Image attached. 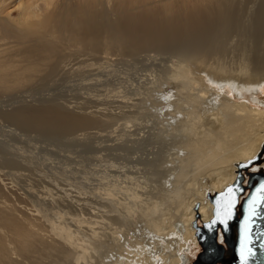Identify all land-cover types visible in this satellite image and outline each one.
<instances>
[{
	"label": "bare ground",
	"instance_id": "1",
	"mask_svg": "<svg viewBox=\"0 0 264 264\" xmlns=\"http://www.w3.org/2000/svg\"><path fill=\"white\" fill-rule=\"evenodd\" d=\"M165 58L148 108L24 96L77 76L115 91L112 64ZM0 131L69 140L91 168L36 183L25 149L0 141V264H193L210 197L264 170V0H0Z\"/></svg>",
	"mask_w": 264,
	"mask_h": 264
},
{
	"label": "rangeland",
	"instance_id": "2",
	"mask_svg": "<svg viewBox=\"0 0 264 264\" xmlns=\"http://www.w3.org/2000/svg\"><path fill=\"white\" fill-rule=\"evenodd\" d=\"M142 57H144V55H142ZM168 60L169 59H166L165 63H162L160 61H153V62L146 61V62H144V63L149 64L150 67L152 65L154 66V67L152 66L151 67L152 69H150L152 72L149 71L150 67H148V71H147V66L146 67L143 66V68L146 69L144 72L143 68L141 69L142 66L140 65L141 66V67H139L140 71L136 73V71H134L133 69L129 70V68L127 67V66H129V65H127L128 63L127 64L126 63L125 64L124 63L117 64V65H115V67H114L115 70H114V69H112L114 66L112 64L111 66H109L111 68L108 67L105 69L104 73L102 72V75H105L107 78L104 77L101 79L106 80L109 78L110 80L113 81V83L115 80L117 81L118 78L120 80L123 78L124 80L123 79L121 80V82L123 81L122 85H119L118 82L115 81L116 87L114 86L113 88L114 89L118 88V89H116L117 91L116 90L110 91V89L109 90L107 89L108 92L110 91L109 92L110 94L107 92L106 88H104L105 89L104 90L103 87H94L93 86L94 88L89 90L88 85H90L92 82H94V84H97V81L96 80L93 81L91 79H89V81H85V80L81 81L82 79L77 76V77H73L74 79L71 78L68 82H64L63 84H61L57 87L48 88L47 90L45 89V91H43L44 90L43 89V90H40V92L35 91V92L26 93V94H24V96L26 97V99L29 102L33 101L34 98H40V97L55 98L56 101L60 102L59 104H64L66 106L73 107L74 110L77 107V109H76L77 112L81 111V107L87 109L91 106L92 107L97 106L99 109H108V111L111 112L112 110L116 109L117 105H122L120 102H127V103L132 102L134 104L147 107L149 105H152L153 100H154V95H155L154 92L156 91L155 85L152 84L153 75L157 71H159L161 73L164 72L166 70V64H168ZM121 64H122V66H121ZM125 65H127V66H125ZM111 69L114 70V72L111 73ZM137 69H138V67H137ZM116 70H117V72H115ZM128 70H129V72L131 70L134 71V72H131V75H132V76L130 75L131 77L126 76V72L128 73ZM108 71H109V73H108ZM149 72H150V74H149ZM135 73H136V75H135ZM110 74H111V77H109ZM113 75L115 78L113 77ZM123 76H125V77H123ZM136 77H137V79H136ZM94 79H100V78L94 77ZM86 84H87V86H86ZM123 86H125V87L126 86H132L133 88H135V90L133 92H129L128 98H126L127 96L125 98H122V99L120 97L116 98L115 96L118 95V92L121 90L120 88ZM113 88H111V89H113ZM135 92H137L139 95L138 96L134 95ZM45 95L48 97H46ZM106 96H107V98H106ZM112 96H114V97H112ZM98 97H100V98H98ZM108 101H110V102H108ZM111 101H113V102L116 101V104H112L113 102L111 103ZM87 105H88V107H87ZM149 120H150V117H149ZM120 124H122V122ZM4 134H5L4 132L0 131V138H1L0 141L1 142H4V141L11 142V146H13L15 148L16 147L17 148H24L25 151L27 152V154L25 156L27 158H30V159L32 158V160H33V164L31 166L32 170L29 172L30 176H31V179H29L30 181H32V179H34L33 182L36 181V183L41 182L42 180L48 181V179L44 178V173H48L49 175H52L54 172H56V170L71 171V170L78 169V168L81 169V167L77 165V163H80L81 161L86 162L82 168H85V169L89 168V166H88L89 163H87L89 161H85L86 159L89 158V156L83 155V152H84L83 147H78L73 143L70 144V143H68L69 140L68 141L67 140L54 141V140H51L49 138H39V137L37 138L35 135L20 138V137H16L13 135H8V134L4 135ZM30 139H32V140L35 139V140L31 141ZM96 143L98 144L99 142L96 141ZM72 144H73V146H72ZM68 145H70V146H68ZM263 149H264V147H263ZM262 153H263V151H262ZM62 166H64V167H62ZM90 169L91 168H89L88 170H90ZM261 172H264V170ZM69 175L71 176V174H69ZM82 176H83V174H80L79 176L78 175L76 176V174H75L74 178H78V180H80V178ZM15 177H11L12 179L9 177V179L13 180L12 183H14L13 185L15 186L13 188L15 190V193H17L19 196H22L23 192L25 193V191H27V186H28L29 180L26 181L25 179L22 180V179H19L17 177L15 178ZM199 226L202 227V225H199ZM140 231L143 232L142 226H140ZM136 235L137 236L135 237V239H137L139 241L143 240L145 237L142 235L140 238L138 233ZM196 239L198 242L197 236H196ZM133 243H134V245L136 244L134 241H130V244L133 245ZM198 247H199V250L196 252L197 257L199 255V253L203 252L199 242H198ZM135 249H138V247L134 248V250ZM197 257L195 259H197ZM225 257H226V255H225ZM195 259L192 260L193 264H194V261H196Z\"/></svg>",
	"mask_w": 264,
	"mask_h": 264
},
{
	"label": "water",
	"instance_id": "3",
	"mask_svg": "<svg viewBox=\"0 0 264 264\" xmlns=\"http://www.w3.org/2000/svg\"><path fill=\"white\" fill-rule=\"evenodd\" d=\"M251 165L244 164L241 168L249 172ZM262 184L264 172H251L247 177L240 172L231 187L210 197L213 219L203 227L194 224L203 250L200 258L205 259L201 264H264V190L258 191ZM229 201L234 203L231 215L226 216ZM220 230L232 249L229 258L219 241Z\"/></svg>",
	"mask_w": 264,
	"mask_h": 264
},
{
	"label": "flooded vegetation",
	"instance_id": "4",
	"mask_svg": "<svg viewBox=\"0 0 264 264\" xmlns=\"http://www.w3.org/2000/svg\"><path fill=\"white\" fill-rule=\"evenodd\" d=\"M220 234L223 237V241L220 242V244H222L225 247V250H226V258H229L232 249L226 244L225 239H224V235L222 234L221 230H220ZM200 255H201V253H199L197 259H195L196 261H194V264H201L200 262H203V260H205V259H201L200 258Z\"/></svg>",
	"mask_w": 264,
	"mask_h": 264
},
{
	"label": "snow or ice",
	"instance_id": "5",
	"mask_svg": "<svg viewBox=\"0 0 264 264\" xmlns=\"http://www.w3.org/2000/svg\"><path fill=\"white\" fill-rule=\"evenodd\" d=\"M264 190V184L261 185V189H258V191ZM229 192H231V189H229ZM232 203H234V201H229L227 208L225 209L226 212V216H230L231 212H230V208L232 206ZM255 214V213H253Z\"/></svg>",
	"mask_w": 264,
	"mask_h": 264
}]
</instances>
